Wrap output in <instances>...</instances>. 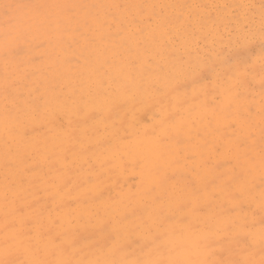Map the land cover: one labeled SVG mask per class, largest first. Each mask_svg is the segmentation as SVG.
Wrapping results in <instances>:
<instances>
[{
    "label": "rangeland",
    "instance_id": "rangeland-1",
    "mask_svg": "<svg viewBox=\"0 0 264 264\" xmlns=\"http://www.w3.org/2000/svg\"><path fill=\"white\" fill-rule=\"evenodd\" d=\"M224 2L229 7L214 8L215 11L199 9L207 11L205 16L210 14L214 19L218 16L220 21L213 27L226 30L222 36L228 40H222L226 45L221 52H216L218 57L232 55V62L236 63L240 59L233 53L240 51L246 56L245 62L255 66V87L240 89V103L251 102L257 110L252 127L255 143L250 153L255 161L253 182L257 187L254 201L245 200L235 210L229 203L218 201L213 209L215 218L208 219L207 208L205 212H191L192 205L186 203L189 194L178 185L182 183L185 190L190 189L197 185L195 177H201L203 184L197 187L207 184V190L212 191L215 176L234 165L239 170L238 164L225 160L222 153H218V166L212 176L208 175L209 171L204 173L200 169L198 172L189 166V162L200 160L201 153L207 154L203 140L212 141V135H205L209 122L215 123L212 107L224 102L226 86L218 83L214 74H206L201 79L188 77L191 75L188 72L186 77L177 78L183 73L182 63L196 64L187 58L191 48L186 51L178 46L184 31L181 25L176 32L163 33L160 40L155 36L157 25L167 27L159 22L161 17L183 19L182 13L187 12L188 19H192L193 13L188 10L190 2L186 0V9L176 13L175 10L165 12L164 7L157 5L158 0H0V43L6 27L2 5L6 3L85 6L71 12L60 8L41 9L43 23L37 22L28 42L8 59L7 68L0 48V259L5 258L4 192L7 184L18 193L17 207L27 214L40 216L48 234L59 237L57 249L41 251L34 257L15 253L8 259L192 260L205 264L220 259H250L259 264L262 255L258 222L253 229L255 240L242 239L240 245L217 230L225 216L252 211L257 221L260 216L261 52L257 51L260 39L259 34L254 33L251 43L236 39L231 18L233 13L239 15L240 7H236L239 6L237 0ZM250 2L256 7L248 8L247 15L255 17L259 28L260 0ZM149 3L155 7L148 9ZM197 4L208 5L205 1H197ZM113 5L120 7H109ZM157 14L160 16L155 18ZM149 17L151 22H148ZM200 29L204 30V25ZM192 30L196 31L194 27ZM92 35L102 36V39L90 48L85 44V36ZM205 55L201 59L198 55L199 61H207ZM253 58H256L254 63ZM65 67L68 71H64ZM117 74L122 82L120 99L107 108L86 102L84 124L77 115H72L66 96L71 101L75 94L82 96L85 89L92 91L98 82L104 91L111 92L112 85H106L104 78ZM146 74L151 81H146ZM135 78L140 80L136 88ZM191 83L193 90L179 96L180 90ZM202 86L209 89L207 98L201 94ZM176 96L178 101L173 102ZM80 112L84 113L82 107ZM80 124L85 126L83 138L78 131ZM198 142L199 148L196 147ZM44 144L48 146L45 150L42 149ZM183 151L187 156L193 153L195 156L182 161L179 155ZM173 180L177 194L171 186ZM216 183L219 184V180ZM180 201H185L183 207ZM121 221L144 227L135 231L121 229L119 249L112 252L115 239L112 230L119 227ZM189 222L193 224L191 229L186 227ZM148 226L153 233L168 230V243L159 252L156 250L159 241L153 243L147 238ZM170 226L174 230H169Z\"/></svg>",
    "mask_w": 264,
    "mask_h": 264
},
{
    "label": "snow or ice",
    "instance_id": "snow-or-ice-1",
    "mask_svg": "<svg viewBox=\"0 0 264 264\" xmlns=\"http://www.w3.org/2000/svg\"><path fill=\"white\" fill-rule=\"evenodd\" d=\"M4 9L6 27L3 33V41L0 43V48L3 49L5 57V65L10 57L15 56L28 42L29 36L37 22L43 23V17L40 12L41 9L46 8H60L66 12H71L76 7H85L78 5H41V4H9L2 5ZM109 7H120L113 5ZM155 7V6H153ZM161 8L166 6H160ZM183 7V6H178ZM203 8H220L229 7L228 5H203L197 6ZM236 7L255 8V5H243ZM28 11L25 12L24 10ZM260 16H259V39L261 42V54L259 56V87H260V106L258 113L260 116V140L261 148L259 153V166H260V185H259V202L258 208L260 211L259 220L257 221L255 212H244L242 215L225 216L223 222L218 227V231L229 235L235 240L237 245L241 244V240L252 241L256 238V232L253 229L256 223H259V241L261 244L262 258L259 264H264V0H260ZM151 17L148 22H151ZM179 23L184 28V34L191 35L197 39L199 33L192 29V24H185L180 16L175 18L161 17V24H169L173 22ZM233 28L232 33L235 34L237 40H243L245 44L251 43L253 40V33L256 30V19L254 16H244L233 13L232 18ZM210 22L215 24V19L209 14L206 18L198 17L195 24H202ZM59 25H57V28ZM213 42L216 38L223 40V36L217 33H212ZM102 39V36L92 35L85 36V44L88 47H95L97 40ZM233 55L240 57L242 52L236 51ZM221 65H226L227 68L218 67L216 63H209L207 61H200L195 65H190L187 69L194 77L203 79L206 74H214L218 83H223L225 87V100L221 105L212 107L215 123L209 122L208 131L205 135H212V141L207 139L203 140L205 151L207 154L201 153V158L196 165L197 169H204L206 171H214L215 167L209 168V160L211 153H222L223 158L227 161L235 160L239 166L234 165L231 169L225 171L219 176H215L212 180L214 185L212 191H208L207 184L203 187L192 186L187 189L190 199L186 202L192 205L191 212H205L208 219H214L215 213L213 209L216 202L223 204L227 202L231 205V209L235 210L241 207V204L247 200L249 202L255 200L256 185L254 184L253 172L255 169V161L252 155V145L255 141L253 139L252 127L255 121L257 110L251 102L244 104L240 103L242 93L240 89L254 88L256 81L255 66L249 65L247 62L238 60L236 63L232 62V55L222 56ZM8 90V82L5 80V91ZM201 94L207 98L209 96V89L202 86ZM216 97H213L215 100ZM206 104L208 103L206 99ZM86 103L83 98L79 101L72 102V110L78 111ZM236 105L233 108V105ZM162 123H164L162 121ZM182 126V125H181ZM231 129L227 133L225 129ZM180 135L179 132L176 133ZM199 135V133H197ZM197 148L200 147L198 142ZM195 156H186V159H191ZM195 170V169H194ZM166 179V177H164ZM219 180V184L216 181ZM18 193L12 186H5L4 201H5V228L7 229L5 236V247L3 249L4 259H0V264H205V262H197L192 260L174 261V260H145V261H130V260H105L101 261H72L70 259H56V260H41V259H8L7 257L20 253L26 257H34L39 252H48L49 250L57 249L59 246L56 240L59 237H52L44 229V225L40 216L30 215L25 213L21 208L17 207ZM183 207L185 201L179 202ZM11 216V220L9 217ZM144 227L143 224L120 222L119 227L113 228L115 239L112 240V247L110 251L115 252L119 249V235L121 229L126 231H135ZM187 228H193V224L189 222ZM169 230H174L170 226ZM167 231H157L153 233L151 226L147 227L148 239L150 242L159 241L156 244V250L159 252L167 243ZM112 234H109V239ZM43 244V248H41ZM248 246V245H245ZM212 264H255L250 259L241 260H228L220 259L213 261Z\"/></svg>",
    "mask_w": 264,
    "mask_h": 264
},
{
    "label": "bare ground",
    "instance_id": "bare-ground-1",
    "mask_svg": "<svg viewBox=\"0 0 264 264\" xmlns=\"http://www.w3.org/2000/svg\"><path fill=\"white\" fill-rule=\"evenodd\" d=\"M185 1L186 0H158V4L157 5H159V6H166V7H164V11L165 12H167V11L171 12V10H175V12L178 13V11L180 12V11H183L184 8L186 9V7L184 5L185 4ZM188 1L190 2V8H188V10L193 13V15H192L193 18L192 19H188V16L186 15L187 12H184V13H182L183 19H184L183 21L185 22V24H192V26L199 33V36L201 37V39L197 41V39H193V37L191 35L184 34V31H182V33H181L182 39L180 40L178 46L181 47L182 49L186 50V51L189 48H191V49H189V51L187 53V58L192 59L191 60L192 63H196L197 64L198 62H200L199 60L201 59L202 55H205L206 54L205 56H207L206 59H207V61L209 63H211V62L214 61L218 67H222V65H221V58L218 57V55L216 54V52L217 53L218 52H221L220 50H223L226 44L223 45L225 42H223L218 37L216 38L215 42H213V35H212V33H217L219 35H223V33L226 30H222L221 31L217 26L216 27H213V25L210 24V22H204L202 24H195L194 22L196 21V19L198 17H203V18H206L207 17V16H205V13H207V11H204L203 9H199V7H197V6H199L197 4V1H199V2L205 1V3H207L208 5H219V4L224 5L225 4L224 0H197V1L196 0H188ZM231 1L232 0H230V2ZM250 1L251 0H237V3L239 4V6L250 5V4L253 5V3H251ZM130 3H134V2L131 1ZM41 5H43V4H41ZM178 6H183V7H178ZM152 7H153L152 3H149L147 5V8L148 9H152ZM209 10L210 11H215L214 8H209ZM196 12L199 14L198 17L195 14ZM248 12H249L248 11V8L240 7V13H239V15L241 17L251 16L250 14L247 15ZM214 15H216V12L214 13ZM159 16H160V14H157V16H155V18H158ZM64 17L66 19H69V16H67L66 14H65ZM219 21H220V18L218 16H217V18L215 17V23L218 24ZM202 25H204V30H201L200 29ZM257 25H258V23H256V30L254 31V34H259ZM166 26L167 27H165V28H164L163 25H159V26L157 25L156 26V28H155V36H156V39L157 40H160L163 37L164 34L167 35L168 34V30H173L174 32H176V29L180 26V24L177 23V22H175V21H173L172 23L166 24ZM145 28L148 29L147 26ZM135 29H136L137 33H140V31L137 30L136 27H135ZM191 30L192 29H190V31ZM130 31H131V29L127 30L128 33H130ZM223 40L226 41L228 39H223ZM221 42H223V43H221ZM257 45H258L257 46V51L261 52V42H259ZM227 50H228V48H227ZM227 50L225 49V51H227ZM198 55H199L200 59H198ZM124 56H126V55L124 54ZM247 56L249 57V55H247ZM123 58H126V57H123ZM238 58L240 60H242V61H245L246 60V56L245 55H242V56H240ZM45 59H47V58H45ZM127 59H128V57H127ZM255 60H256V58H253L251 62L254 63ZM125 62L126 63H129V61H125ZM190 65H193V64L188 63V62L182 63L181 64V71L183 73H181L180 75H178L177 78H184V77H186L188 75V72H189V74H191V72L187 70ZM115 69H117V68H115ZM165 69H166V72L165 73H167L169 71V68L166 66ZM64 71H68V68L65 67L64 68ZM71 74L73 76L75 75L74 72H72ZM50 75L53 76V74H50ZM118 75L119 74H117L116 76H113V78L111 76H107V77L104 78V80H106V85L107 84L112 85V91L111 92L104 91V89L102 87H100V84L98 82L95 85H93L92 91L90 89H87V90L85 89V92H84V89H83L84 94L82 96H80V94H78V95L75 94L73 96V99L71 101L66 96L65 97V101L66 102H69V105H71L70 110L72 111V102L73 101H79V100H81L82 97H84L83 100H85L86 102L89 101V102H91V104H96V105L100 106V108L110 107L111 104L114 101L120 99V97H121V96L119 97V95L121 94V92L119 90L120 89L119 84H122V82L119 79ZM192 76L193 75L191 74L188 77L193 78L194 76L193 77ZM135 79H137V81L134 83V88H136L139 85V81H140V80H138V78H135ZM145 79H146V81H151L150 75L149 74H146V78ZM193 88H194V85L191 83V86L185 87V88L181 89L180 92L178 93V95L179 96H185L186 93L188 92L186 90H189L191 92L193 90ZM12 91H14V90L12 89L11 90V93H12ZM41 91H43V90H41ZM79 92L81 93V90H79ZM176 101H178V96H176V97L173 98V102H176ZM82 108L84 110V113H81L80 112V109H79L78 111H72V115H77L81 119L82 123L84 124V121H86V117H87L86 116L87 111H86L85 107L82 106ZM66 125H67V123H66ZM66 131H67V129L64 130V133ZM78 131H79L81 137L83 138L84 135H85V126L82 125V124H80L78 126ZM47 148H48V146L45 145V144L42 146V149L43 150H45ZM187 154L188 153H186L185 151H183L179 155L180 159L182 161H185L186 160L185 157L187 156ZM218 156H219V154L217 152H214V151L212 152V156H211V160H210V166H209L210 168H212V166H214V165H216L218 163L217 162V160L219 159ZM255 157H257V154H255ZM197 158H198V156H197ZM232 161H233V163H237L235 160H232ZM188 162H189V160H188ZM198 162H199V159H196L195 161L189 162V166H191L192 168H195V170H197L199 172L200 169H197L196 168V165H197ZM202 171L204 173L205 172H208V171H206L204 169H202ZM208 175L209 176H212V171H209L208 172ZM3 178H5L4 175H3ZM200 178L199 177H197V178L195 177V181L197 182V185H202L203 184V181H201ZM211 179H212V177H211ZM175 185H176V181L173 180L171 182V186H172V189L174 191L177 188ZM178 186L183 191H186L185 193H188V191L185 190L184 185L182 183L179 184ZM164 191H167L168 192L167 189L164 190ZM177 193H178L177 191L174 192V194H177ZM87 214H89V213H87Z\"/></svg>",
    "mask_w": 264,
    "mask_h": 264
}]
</instances>
